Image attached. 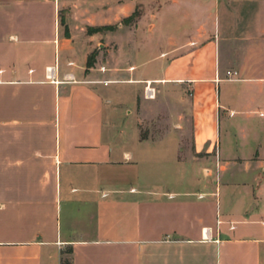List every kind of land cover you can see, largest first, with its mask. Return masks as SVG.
<instances>
[{
	"label": "crops",
	"instance_id": "obj_1",
	"mask_svg": "<svg viewBox=\"0 0 264 264\" xmlns=\"http://www.w3.org/2000/svg\"><path fill=\"white\" fill-rule=\"evenodd\" d=\"M162 3L158 55L87 68L109 5L0 0V264H264V0Z\"/></svg>",
	"mask_w": 264,
	"mask_h": 264
},
{
	"label": "rangeland",
	"instance_id": "obj_2",
	"mask_svg": "<svg viewBox=\"0 0 264 264\" xmlns=\"http://www.w3.org/2000/svg\"><path fill=\"white\" fill-rule=\"evenodd\" d=\"M88 3H101L109 5L111 10L109 24L106 26H87L84 21L76 32V38L86 37L87 34L99 33L94 40V49L87 55L91 56L95 64L116 66L120 58L129 59L134 55L137 58H147L158 55L165 48V39L173 26L169 20L170 13L156 16V11L165 6L164 0H62L61 10L58 12V23L63 38L69 37L68 23L73 8ZM135 3L134 8L126 15H120L118 8ZM155 17L157 19L155 20ZM181 19V16H177ZM52 19L48 21L51 23ZM155 24V28L154 25ZM81 29H84L83 31ZM99 30L95 33L88 31ZM97 44V45H96ZM99 44V45H98ZM56 58L60 55L56 54ZM62 58V55H61ZM82 60V58H80ZM95 64L93 67H95ZM156 93V90H155Z\"/></svg>",
	"mask_w": 264,
	"mask_h": 264
},
{
	"label": "built area",
	"instance_id": "obj_3",
	"mask_svg": "<svg viewBox=\"0 0 264 264\" xmlns=\"http://www.w3.org/2000/svg\"><path fill=\"white\" fill-rule=\"evenodd\" d=\"M54 70L53 68L48 69L49 77L53 76ZM226 76L229 79H235L238 76V73L236 71H227ZM67 81H73V78L71 76L67 77ZM144 98L146 99H154L155 98V89L151 87L150 85H146L144 88Z\"/></svg>",
	"mask_w": 264,
	"mask_h": 264
},
{
	"label": "trees",
	"instance_id": "obj_4",
	"mask_svg": "<svg viewBox=\"0 0 264 264\" xmlns=\"http://www.w3.org/2000/svg\"><path fill=\"white\" fill-rule=\"evenodd\" d=\"M97 31H99V30H94V31H88L89 33H95V32H97ZM93 62H94V60L93 59H91V56H89L88 58H87V68H89V67H91L92 65H93Z\"/></svg>",
	"mask_w": 264,
	"mask_h": 264
}]
</instances>
